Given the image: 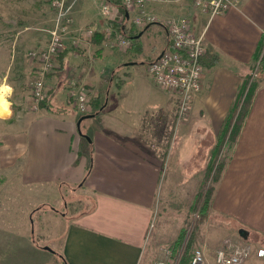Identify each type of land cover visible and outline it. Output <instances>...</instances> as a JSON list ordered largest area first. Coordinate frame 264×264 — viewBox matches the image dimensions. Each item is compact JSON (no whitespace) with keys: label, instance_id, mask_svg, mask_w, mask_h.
Here are the masks:
<instances>
[{"label":"crops","instance_id":"1","mask_svg":"<svg viewBox=\"0 0 264 264\" xmlns=\"http://www.w3.org/2000/svg\"><path fill=\"white\" fill-rule=\"evenodd\" d=\"M147 12L159 20L136 37L140 49L115 48L122 56L108 65L100 59L115 50L106 30L119 19L131 38L129 29H137L133 13L117 0H76L66 49L56 58L57 70L46 79L48 101L69 108L62 113L35 108L32 95L21 102L8 99L21 72L11 68V51L12 58L0 64V88H10H4L8 112L0 114V264H150L145 242L163 164L141 135L150 119L165 118L178 102L147 71L148 62L171 45L165 22L190 18L208 47L204 61L218 60L204 64V86L193 101L191 118L176 125L178 133L190 123V130L200 136L192 153L209 155L211 147L202 141L216 138L225 127L243 80L261 55L264 0H241L239 6L213 16L200 12L190 0L150 4ZM3 23L0 20L1 50L7 48ZM90 27L105 36L102 43L86 36ZM73 80L91 91L92 116L79 128L81 114L67 104ZM225 153L211 215L220 214L224 242L230 238L264 247V83L255 90L239 137ZM200 160L204 166L206 159ZM35 189L40 192L29 195ZM69 193L80 195L72 200ZM72 203L76 210H71ZM209 262L206 259V264H216L215 256ZM244 264H264V257L254 253Z\"/></svg>","mask_w":264,"mask_h":264},{"label":"rangeland","instance_id":"2","mask_svg":"<svg viewBox=\"0 0 264 264\" xmlns=\"http://www.w3.org/2000/svg\"><path fill=\"white\" fill-rule=\"evenodd\" d=\"M117 1L121 2V0ZM54 18L55 11L47 0H0V20H4L3 28L5 29V36L7 37V48L1 50L0 46V64L7 63L6 58H12L10 52L8 53V51H11L14 53L13 56L16 57L15 61L14 57L12 58L11 68L14 69V73L21 72V75L18 73V84H15L14 88L11 87L12 89L8 94V99H16L17 102H21L31 97L32 84L38 75V67H36L37 64L35 66L32 52L44 48L47 45L50 29L54 24ZM117 20L115 24L121 27L123 21ZM139 30L141 29H138V31L129 29V32L130 34H136ZM126 35L129 36L127 32ZM136 42H138V39H136ZM112 49L115 51L108 56L105 55L104 58L100 59L101 62H107L108 65H112L113 62L120 59L123 52L115 48ZM133 51L138 52L136 49ZM258 60L259 56L251 67L248 76L250 80L248 78L243 80V84L248 82L245 87L246 89L242 85V90L241 88L239 90V93H243V97L238 108L234 107L235 113L233 115L235 117L232 118L233 124L230 126V131L228 130L229 136H231L232 125H234L239 115L242 99L246 96L247 92L254 94L255 90L264 83V56L259 63ZM261 69H263V73L260 71ZM252 82H256V84L252 86ZM2 87L3 89L9 88L5 85ZM15 88L17 89L14 91ZM0 91H2V88H0ZM88 91L90 90L88 89ZM68 94L71 100L67 104L73 109L75 108L74 100L70 97L69 91ZM172 100L174 99L172 98ZM59 108L63 110L69 109L61 106ZM191 108L187 115L181 117L179 115L178 102L175 103L173 109L166 113L165 118H158L157 121L150 119V124L143 130L144 134L141 135V138H145L141 141L149 143L150 148H154L159 153L158 158L163 164L158 197L155 204V217L149 227L145 242V249L147 250L150 264H155L156 261L165 255L167 250L171 252L169 264H179L189 243L191 245L189 249L190 256L194 250L201 249L206 256L207 263L209 261L212 262L216 255L215 251L224 244L226 238L222 234L220 214L213 212L211 215L212 212L210 210L213 204L212 200L214 198L215 188H217V184L221 179L220 175L219 179L215 180V175L220 163L221 165H225L227 160L226 153L224 155L225 149L231 147L239 137L246 117L239 123L238 133L233 137H227V141L219 155V160L211 168V150L217 142L218 135L215 136L216 138L211 139L208 137L202 141L208 147L210 146L211 150L209 151V155H201L206 159L205 165L201 166L203 165L200 160L201 156L198 157L192 153V150L196 149V140L200 136L192 132L193 130H190V123L182 125L183 128L177 133L178 129L176 125L187 122L188 118H191ZM80 118L81 115L78 117L77 125ZM195 118H203V114L201 117L196 116ZM200 139L198 142H200ZM172 145H174V148ZM181 150L184 152L179 154ZM197 157L199 161L195 162L198 159ZM213 187L214 192L211 197L210 207L207 208V215L203 217L201 216V208L206 196L210 192L212 193ZM37 192L40 191L35 189L29 195L35 196ZM79 195V193L74 195L68 194L72 200ZM72 205L74 204L72 203L70 205L71 210H76ZM59 206L64 207L61 203ZM48 207L50 208L51 206L48 205ZM251 245L257 247L253 244Z\"/></svg>","mask_w":264,"mask_h":264},{"label":"built area","instance_id":"3","mask_svg":"<svg viewBox=\"0 0 264 264\" xmlns=\"http://www.w3.org/2000/svg\"><path fill=\"white\" fill-rule=\"evenodd\" d=\"M55 11L54 24L50 29L49 41L44 48L34 50L32 58L37 60L38 75L32 84L34 107L47 98L46 79L49 73L56 70V58L66 49V35L73 25V9L76 0H47ZM184 0H121L128 13H133L132 22L138 29L158 21V17L147 12L150 4H170ZM193 6L202 13L210 15L222 14L229 9L239 6L241 0H190ZM105 16L109 14V6L103 7ZM171 45L157 57L148 62L147 71L160 88L170 91L178 98L179 115L184 117L189 112L195 97L201 92L205 80V65L203 58L208 53L203 35L198 34L190 18L181 17L165 22ZM93 28H87L85 34L91 38L95 33ZM106 39L112 48L130 49L132 40L114 25L106 30ZM264 56V45L258 63ZM70 97L74 100L75 108L81 115L91 111L90 91L77 80L70 86ZM256 254L264 257V247H253L248 242H234L227 239L217 249L216 264H244L248 258ZM171 252L155 264H169ZM190 264H206V257L201 249L193 251Z\"/></svg>","mask_w":264,"mask_h":264},{"label":"trees","instance_id":"4","mask_svg":"<svg viewBox=\"0 0 264 264\" xmlns=\"http://www.w3.org/2000/svg\"><path fill=\"white\" fill-rule=\"evenodd\" d=\"M116 22V21H115ZM115 22L113 23V25L115 26V28L117 29V30H119V31H122V32H124L125 34H126V31H125V29H123V26L121 25V27L119 26H117V24H115ZM147 27V26H146ZM145 27V28H146ZM135 29V31H138L136 28H134ZM144 29V28H143ZM143 29H141L139 32H137L136 34H134V35H132V37H131V39H132V42H133V46L135 45H137V43H139V42H136V37L138 36V34L143 30ZM104 35L103 34H99V33H95L93 36H92V38H91V40L93 41H96V43H102V41H103V39H104ZM97 38V39H96ZM132 45H131V47H132ZM137 47H139V49H140V44H138L137 45ZM62 53V52H61ZM209 57H210V55L209 56H207V59H209ZM203 63L205 64V65H210V64H214V63H216V62H218V60H217V58L215 57V59L214 60H211V61H209L208 62V60L207 61H204V58H203ZM262 73H263V69H261L260 70ZM249 80H250V78H248ZM248 84V82H246V84H242L243 86H244V88L246 87V85ZM254 84H256V82H252V86L254 85ZM241 85V86H242ZM243 86H242V88H243ZM242 88H241V90H242ZM246 89V88H245ZM252 89V88H251ZM238 100H237V102H236V104H235V107L236 108H238V106H239V103L241 102V98L243 97V93H239L238 92ZM252 96H253V93H251V92H247V94H246V96H244V98L242 99V105H241V109H240V112H239V115H238V117L236 118V121H235V123H234V125H233V128H232V132H231V136H229V137H233V136H235L237 133H238V127H240V126H238L239 125V123L243 120V119H245V117H247V115H248V113H249V110H250V106H251V102H252ZM92 103L94 104V103H96L98 106L100 105L99 104V100H94V101H92ZM40 107H42V108H44V109H46L47 111H49V112H54V113H62V112H64L65 110H63V109H61V108H59V107H55L54 105H52L49 101H48V98H46L45 100H43L41 103H40ZM235 112H234V108L231 110V112H230V114H229V116H227V118H226V123H225V127H223V129L218 133V137H217V142L215 143V145H214V147H213V149L211 150L212 152H211V159H210V162H211V164H210V166H211V168H213V166H215V164H216V162L219 160V155L221 154V151H222V149H223V147H224V145H225V143H226V141H227V135H228V129L230 128V126H231V124L233 123V120H232V118H234L235 117V115H233ZM226 129V130H225ZM236 129V130H235ZM92 160V159H91ZM91 168H92V161L90 162V164H89V167H88V170H87V173L85 174V178H87L88 177V175H89V173H90V171H91ZM222 169H223V165H221V163H220V165H219V167L217 168V171H216V175H215V180H218L219 179V176L221 175V171H222ZM213 192H214V187H213V189H212V193L210 192L209 193V195H207L206 196V199H205V201H204V203H203V205H202V208H201V216H206L207 215V208H209L210 207V202H211V197H212V194H213ZM191 248V245H190V243H189V245L187 246V248L185 249V252L183 253V255H182V257H181V259H180V261H179V264H190V262H191V258H192V255L190 256V254H189V249ZM193 254V253H192ZM175 257V256H174Z\"/></svg>","mask_w":264,"mask_h":264},{"label":"bare ground","instance_id":"5","mask_svg":"<svg viewBox=\"0 0 264 264\" xmlns=\"http://www.w3.org/2000/svg\"><path fill=\"white\" fill-rule=\"evenodd\" d=\"M8 101H7V98H6L5 89H2V91H0V114L8 112V109H9L8 108V106H9ZM5 106H7V111H5Z\"/></svg>","mask_w":264,"mask_h":264},{"label":"water","instance_id":"6","mask_svg":"<svg viewBox=\"0 0 264 264\" xmlns=\"http://www.w3.org/2000/svg\"><path fill=\"white\" fill-rule=\"evenodd\" d=\"M91 116H92V115H88V114L83 115V116L80 118V120H79L78 126L80 127L81 121H82L83 119H85V118H89V117H91ZM240 233H241V235H242L244 238H247V231H246L245 229H241V230H240ZM46 249L51 250L50 247H48V246H46Z\"/></svg>","mask_w":264,"mask_h":264},{"label":"clouds","instance_id":"7","mask_svg":"<svg viewBox=\"0 0 264 264\" xmlns=\"http://www.w3.org/2000/svg\"><path fill=\"white\" fill-rule=\"evenodd\" d=\"M5 111H7V106H5Z\"/></svg>","mask_w":264,"mask_h":264}]
</instances>
